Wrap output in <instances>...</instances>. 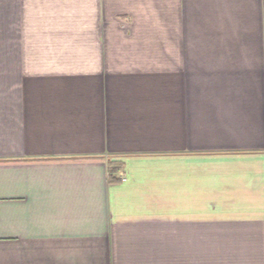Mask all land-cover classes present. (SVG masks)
Wrapping results in <instances>:
<instances>
[{
	"label": "crops",
	"instance_id": "1",
	"mask_svg": "<svg viewBox=\"0 0 264 264\" xmlns=\"http://www.w3.org/2000/svg\"><path fill=\"white\" fill-rule=\"evenodd\" d=\"M0 264H264V0H0Z\"/></svg>",
	"mask_w": 264,
	"mask_h": 264
},
{
	"label": "trees",
	"instance_id": "2",
	"mask_svg": "<svg viewBox=\"0 0 264 264\" xmlns=\"http://www.w3.org/2000/svg\"><path fill=\"white\" fill-rule=\"evenodd\" d=\"M122 169H123V164L122 163L111 162L109 164V173H110V176L113 178V181L117 179L114 176H116V174L121 172Z\"/></svg>",
	"mask_w": 264,
	"mask_h": 264
}]
</instances>
